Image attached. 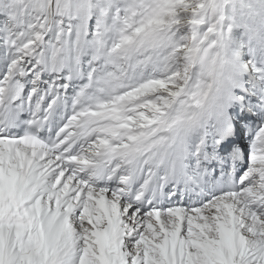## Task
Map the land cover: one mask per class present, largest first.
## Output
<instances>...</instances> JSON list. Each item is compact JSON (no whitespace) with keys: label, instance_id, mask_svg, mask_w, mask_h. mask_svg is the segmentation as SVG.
<instances>
[{"label":"snow or ice","instance_id":"obj_1","mask_svg":"<svg viewBox=\"0 0 264 264\" xmlns=\"http://www.w3.org/2000/svg\"><path fill=\"white\" fill-rule=\"evenodd\" d=\"M0 264H264V0H0Z\"/></svg>","mask_w":264,"mask_h":264}]
</instances>
